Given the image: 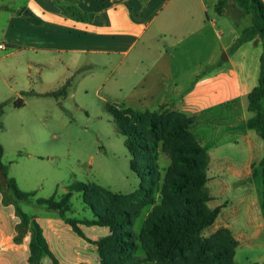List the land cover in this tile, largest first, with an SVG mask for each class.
<instances>
[{
    "label": "crops",
    "instance_id": "crops-1",
    "mask_svg": "<svg viewBox=\"0 0 264 264\" xmlns=\"http://www.w3.org/2000/svg\"><path fill=\"white\" fill-rule=\"evenodd\" d=\"M219 1L0 0V44L4 46L0 49V100L10 93L15 95L14 105L19 99L25 103L24 97L35 93L21 92L10 76L50 67L54 76H65V80L79 76L80 83L96 86L99 99L108 105L138 112L170 106L192 118L189 131L210 158L208 206L222 207L208 229L212 233L231 230L239 242L237 263L245 244L251 251H259L262 245L252 229L221 221L233 201H217L222 195L247 192L245 184L260 176L264 140L249 127L254 114L249 111L248 95L259 83L263 42L257 38L239 43L251 24L247 18L235 20L229 9L219 14ZM30 14L41 22L31 21ZM210 33L215 36L211 38ZM214 38L225 59L213 51ZM183 44L184 50L178 52ZM197 49L209 52L188 74L175 60ZM70 86L68 80L61 97ZM239 200L246 199L240 196ZM9 209L0 197V264H30L31 232L17 240L19 223ZM23 211L42 228L59 264H93L98 259L96 242L110 231L79 222V234L67 221L77 218L67 216L68 212L62 216L46 208L40 214ZM260 222L264 229V216ZM44 263L53 264L47 256ZM262 263L264 258L257 264Z\"/></svg>",
    "mask_w": 264,
    "mask_h": 264
},
{
    "label": "trees",
    "instance_id": "trees-1",
    "mask_svg": "<svg viewBox=\"0 0 264 264\" xmlns=\"http://www.w3.org/2000/svg\"><path fill=\"white\" fill-rule=\"evenodd\" d=\"M236 2L238 7L249 12L246 15L252 16V25L242 32L239 43L256 37L263 42L259 83L248 95V100L249 111L254 114L249 127L264 140V2ZM226 3L227 0L218 2L216 11L219 14L226 9ZM29 17L34 23L41 22L32 14ZM6 106V102L0 104V130L4 129L1 118ZM24 106L22 99L15 102L16 108ZM106 108L113 116L117 132L126 138L125 145L132 156L131 167L141 179L140 187L132 194L122 195L99 185L76 183L68 187L60 200L39 198L36 203L64 216L71 211L74 194L81 193L93 219L67 221L79 234H82L77 226L79 222L110 229V235L96 242L100 264H237L235 254L239 242L229 228L219 229L209 239L203 236L216 222L222 207L211 209L208 206L212 199L207 189L210 158L189 131L192 118L180 112H138L124 105L109 104ZM160 151L171 158L164 179L158 163ZM3 155L4 146L0 143V169L5 173L7 187L16 200L30 202L35 192L22 191L14 178H8ZM259 166L264 182V158ZM262 206L264 212V192ZM145 211L143 229L137 233L136 221ZM19 213L23 218V230L20 229L21 237L17 240L21 242L28 231L32 235L30 264H42L46 256L53 264H59L39 224L23 210ZM140 244L145 251L144 257L138 255Z\"/></svg>",
    "mask_w": 264,
    "mask_h": 264
},
{
    "label": "rangeland",
    "instance_id": "rangeland-1",
    "mask_svg": "<svg viewBox=\"0 0 264 264\" xmlns=\"http://www.w3.org/2000/svg\"><path fill=\"white\" fill-rule=\"evenodd\" d=\"M226 9L230 10L235 20L241 22L247 18L252 25V16L246 15L249 12L238 7L236 0H227ZM214 36L210 33L211 38ZM183 40L189 41L187 38ZM213 42L215 46V38ZM184 44L178 52L184 50ZM214 46H211L213 51L218 52L221 60L225 59L224 54ZM208 52L207 49H197L191 56H178L175 63L179 62L180 69L184 68L189 74L196 62L205 59ZM65 79V76H54V70L50 67L22 71L18 76H10L11 84L21 92L32 91L35 94L24 97L26 105L22 108L15 107L14 94L9 93L8 98L0 100V104L2 101L7 103L1 118L4 124V129L0 130V143L4 146L2 163L8 168V178H14L22 191L36 193L28 203L16 200L7 187L5 173L0 169V183L3 184L0 188L1 203L10 208L15 222L19 223L18 239L21 237L20 229L23 230L19 210L40 214L45 207L36 203L39 198L55 197L60 200L68 187L76 183L99 185L122 195L134 193L141 184V179L131 167L132 156L126 148V138L117 132L113 116L106 108L108 104L99 99L96 86L88 82L80 83L82 79L79 76ZM68 80H71L68 94L61 97ZM160 110L178 112L170 106H163ZM158 163L164 179L171 158L160 151ZM247 185L248 188L244 187L247 192L222 195L217 201V204L225 203L226 199L233 201V205L220 218L221 221H231L235 228L252 229L259 236L257 241L262 245L259 251H251L245 244L238 253V264L260 263L264 258V229L260 224V217L264 216L262 174ZM240 196L245 197V202L239 200ZM71 204L67 216L77 220L92 218L93 213L84 203L81 193L74 194ZM146 217L147 211L136 221L134 229L137 233L142 231ZM216 232L207 229L203 236L209 239ZM138 255L145 256L141 244ZM95 257L98 259L93 264L100 261L99 253Z\"/></svg>",
    "mask_w": 264,
    "mask_h": 264
},
{
    "label": "built area",
    "instance_id": "built-area-1",
    "mask_svg": "<svg viewBox=\"0 0 264 264\" xmlns=\"http://www.w3.org/2000/svg\"><path fill=\"white\" fill-rule=\"evenodd\" d=\"M0 49H4V46L0 44Z\"/></svg>",
    "mask_w": 264,
    "mask_h": 264
}]
</instances>
